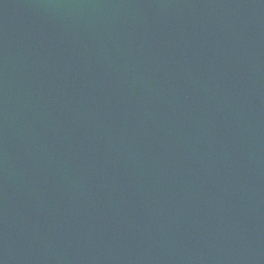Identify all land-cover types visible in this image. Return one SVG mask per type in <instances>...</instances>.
I'll list each match as a JSON object with an SVG mask.
<instances>
[{
	"label": "water",
	"instance_id": "95a60500",
	"mask_svg": "<svg viewBox=\"0 0 264 264\" xmlns=\"http://www.w3.org/2000/svg\"><path fill=\"white\" fill-rule=\"evenodd\" d=\"M0 264H264V0H0Z\"/></svg>",
	"mask_w": 264,
	"mask_h": 264
}]
</instances>
